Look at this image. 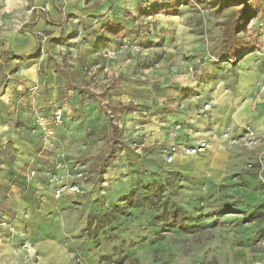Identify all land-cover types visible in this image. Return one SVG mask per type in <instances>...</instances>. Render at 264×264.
<instances>
[{
  "label": "rangeland",
  "instance_id": "1",
  "mask_svg": "<svg viewBox=\"0 0 264 264\" xmlns=\"http://www.w3.org/2000/svg\"><path fill=\"white\" fill-rule=\"evenodd\" d=\"M134 1L29 7L34 74L0 76L3 264H264V0L240 29L235 2Z\"/></svg>",
  "mask_w": 264,
  "mask_h": 264
},
{
  "label": "crops",
  "instance_id": "2",
  "mask_svg": "<svg viewBox=\"0 0 264 264\" xmlns=\"http://www.w3.org/2000/svg\"><path fill=\"white\" fill-rule=\"evenodd\" d=\"M63 1L67 2L68 6L72 8L73 3H77L80 0ZM105 1L106 0H101V4ZM116 1H118V6L121 1H125L129 4L135 2L134 0ZM32 5L36 8L40 7L39 5H44L43 9L46 13H48V11L49 13H52L50 11H52L51 9H54L52 0H0V76L2 74H7L8 77L13 79L16 78V76H19L20 78L32 77L34 74L33 70L30 69V64H26L25 58L18 55L27 54L29 48L33 46L31 44L29 33L25 34L22 31L23 26L27 23V19H29L28 11L30 12L29 7ZM127 18L128 17H125L124 14L123 20ZM33 143L34 141L33 139L31 140V138L18 139L16 141L14 165L17 169H23L27 163H30L29 158L33 155L31 150V148L34 147ZM16 173L20 174L19 172H15V174ZM17 177L23 178V175L20 174ZM8 181H14V179L9 178L4 180L0 174V190L4 186L6 188L8 187ZM8 242L9 239L0 241V264H3V260H5V257L3 256L6 254L7 256L9 255L10 248H7L6 250Z\"/></svg>",
  "mask_w": 264,
  "mask_h": 264
},
{
  "label": "trees",
  "instance_id": "3",
  "mask_svg": "<svg viewBox=\"0 0 264 264\" xmlns=\"http://www.w3.org/2000/svg\"><path fill=\"white\" fill-rule=\"evenodd\" d=\"M229 2H235L237 4V7L234 8L235 17L233 24L236 29H240L243 25L247 24L251 19L256 17L257 15V9L256 7L249 2V0H223V4L229 3ZM169 5V4H167ZM168 6H162V9L167 8ZM129 14H127L128 16ZM105 30H110L117 28L121 30L120 24H114V23H107L105 26H103Z\"/></svg>",
  "mask_w": 264,
  "mask_h": 264
},
{
  "label": "built area",
  "instance_id": "4",
  "mask_svg": "<svg viewBox=\"0 0 264 264\" xmlns=\"http://www.w3.org/2000/svg\"><path fill=\"white\" fill-rule=\"evenodd\" d=\"M55 120L59 121L60 120V113H56Z\"/></svg>",
  "mask_w": 264,
  "mask_h": 264
}]
</instances>
